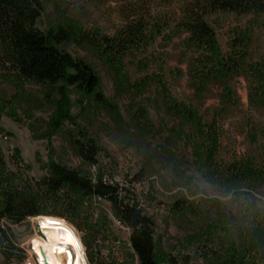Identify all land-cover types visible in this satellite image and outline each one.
<instances>
[{"label":"rangeland","instance_id":"374dc122","mask_svg":"<svg viewBox=\"0 0 264 264\" xmlns=\"http://www.w3.org/2000/svg\"><path fill=\"white\" fill-rule=\"evenodd\" d=\"M39 1L43 14L37 26L43 31L58 27L74 31V38L62 47L93 68L100 79L99 92L110 107H101L77 88L67 87L72 119L56 130L52 123L60 99L57 87L38 85L15 75L0 76V159L5 170L16 175V184L24 179L40 180L51 161L84 172L96 171L81 162L71 145V136L83 130L105 153L99 165L122 186H128L154 218L160 258L204 264L201 254L207 250H221L233 242L241 244L245 231L264 215V180L233 189L224 187L196 157L191 126L166 111L160 86L146 79L161 76L173 98L195 106L206 122L211 121L220 90L214 88L201 100L195 97L181 40L164 44L159 39L147 52L126 56L115 71L80 41L82 30L113 33L120 23L115 2ZM220 18L215 26L225 48L228 27L237 20ZM251 51L253 58L264 55V29L256 31ZM236 88L240 106L219 123L216 162L222 170L234 161L251 159L258 170H264V115L249 111L244 79L237 80ZM141 110L150 121L144 132L136 122ZM250 115L254 116L255 130L249 127ZM177 188L180 191L174 192ZM182 199L189 202V208L174 213L173 204ZM85 212L92 226L83 230L87 254L101 257L104 264H139L131 248L130 231L118 224L110 203L90 200ZM9 226L15 242L18 235L30 230L27 221ZM246 262L264 264L259 256L248 257Z\"/></svg>","mask_w":264,"mask_h":264},{"label":"trees","instance_id":"16d2710c","mask_svg":"<svg viewBox=\"0 0 264 264\" xmlns=\"http://www.w3.org/2000/svg\"><path fill=\"white\" fill-rule=\"evenodd\" d=\"M107 1L117 4L120 23L113 33L82 30L80 41L117 71L129 54L147 52L159 39L164 44L180 39L195 97L201 100L214 88L220 90L219 105L211 121L206 122L195 106L173 98L161 76L146 79L160 86L166 111L191 126L196 157L224 187L233 189L264 180V170H258L251 159L234 161L222 170L216 162L219 123L240 106L237 80L246 82L249 111L264 115V55H251L256 31L264 29V0ZM42 14L39 0H0V76L15 75L38 85L57 87L60 99L52 124L58 130L63 122L72 119L67 87L77 88L101 107L110 105L99 92L100 79L93 68L62 47L74 38V31L65 27L41 30L37 23ZM223 16L237 20L228 27L225 48L215 26ZM136 122L142 132L150 127L144 110L136 115ZM248 124L255 130L253 115ZM70 141L81 162L96 171L84 172L51 161L40 180L24 179L16 184V175L6 171L0 159L2 264H11L14 256L17 261L25 258L9 225H22L28 216L45 213L65 216L81 231L89 230L92 226L85 205L93 199L110 203L116 220L130 231L131 248L139 264H181L174 258H160L154 218L128 186L117 183L116 177L99 165L104 152L97 140L80 130ZM189 206L187 200H177L172 210L181 213ZM242 239L241 244L233 242L221 250H207L201 254L203 263L247 264L248 257L258 256L264 261V215L249 226ZM87 255L90 264H104L101 257L90 252Z\"/></svg>","mask_w":264,"mask_h":264},{"label":"clouds","instance_id":"9594fccd","mask_svg":"<svg viewBox=\"0 0 264 264\" xmlns=\"http://www.w3.org/2000/svg\"><path fill=\"white\" fill-rule=\"evenodd\" d=\"M26 219L30 230L18 235L16 241L25 258L17 261L14 256L11 264H89L86 233L67 217L39 213Z\"/></svg>","mask_w":264,"mask_h":264},{"label":"built area","instance_id":"2783aa9c","mask_svg":"<svg viewBox=\"0 0 264 264\" xmlns=\"http://www.w3.org/2000/svg\"><path fill=\"white\" fill-rule=\"evenodd\" d=\"M115 181H116L117 183L120 184V182H118V180H117L116 178H115ZM120 185H121V184H120ZM118 224L121 225L120 222H118ZM122 226H123V225H122Z\"/></svg>","mask_w":264,"mask_h":264}]
</instances>
